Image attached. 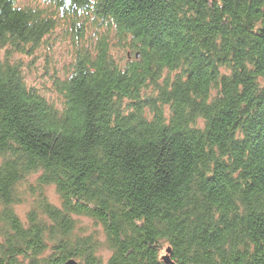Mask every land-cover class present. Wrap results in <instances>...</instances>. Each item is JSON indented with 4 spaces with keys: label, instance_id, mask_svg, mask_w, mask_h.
Returning <instances> with one entry per match:
<instances>
[{
    "label": "trees",
    "instance_id": "obj_1",
    "mask_svg": "<svg viewBox=\"0 0 264 264\" xmlns=\"http://www.w3.org/2000/svg\"><path fill=\"white\" fill-rule=\"evenodd\" d=\"M57 30L60 108L13 60ZM167 249L264 264V0H0V264H165Z\"/></svg>",
    "mask_w": 264,
    "mask_h": 264
},
{
    "label": "rangeland",
    "instance_id": "obj_2",
    "mask_svg": "<svg viewBox=\"0 0 264 264\" xmlns=\"http://www.w3.org/2000/svg\"><path fill=\"white\" fill-rule=\"evenodd\" d=\"M28 1L30 0H22L24 3ZM34 1L37 2L38 0ZM56 32V39L49 41H53L49 49L44 46L37 50L33 57L23 58L21 56H14L13 60L21 61L27 85L35 88L42 96L52 102L54 106L60 108V98L52 90L51 82L54 76L63 77V72L66 71V64L71 57V48L67 42L68 38H63V35L58 30ZM29 182L33 183L34 178H30ZM45 195L50 203L56 206L60 205V199L54 187L50 186L46 188ZM30 208L31 200L28 199L26 202L15 206L14 209L21 221L24 222ZM75 219L78 227L86 234H94L98 239L103 240L102 230L95 222L85 217H75ZM101 254L106 256L105 250H101Z\"/></svg>",
    "mask_w": 264,
    "mask_h": 264
},
{
    "label": "water",
    "instance_id": "obj_3",
    "mask_svg": "<svg viewBox=\"0 0 264 264\" xmlns=\"http://www.w3.org/2000/svg\"><path fill=\"white\" fill-rule=\"evenodd\" d=\"M165 264H174L169 257V249L166 250V255L162 257ZM66 264H76L74 260H69Z\"/></svg>",
    "mask_w": 264,
    "mask_h": 264
}]
</instances>
